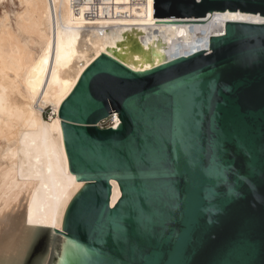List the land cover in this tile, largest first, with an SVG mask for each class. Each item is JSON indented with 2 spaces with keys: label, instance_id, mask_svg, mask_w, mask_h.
Instances as JSON below:
<instances>
[{
  "label": "water",
  "instance_id": "1",
  "mask_svg": "<svg viewBox=\"0 0 264 264\" xmlns=\"http://www.w3.org/2000/svg\"><path fill=\"white\" fill-rule=\"evenodd\" d=\"M226 10L264 16V0H154L160 18ZM58 114L86 183L48 264H264V23L145 72L102 53Z\"/></svg>",
  "mask_w": 264,
  "mask_h": 264
},
{
  "label": "bare ground",
  "instance_id": "2",
  "mask_svg": "<svg viewBox=\"0 0 264 264\" xmlns=\"http://www.w3.org/2000/svg\"><path fill=\"white\" fill-rule=\"evenodd\" d=\"M19 1L15 22L8 13L0 19V264H19L37 228L63 230L68 204L86 183L70 172L58 112L96 58L104 53L145 72L210 49L227 22L264 23L240 10L154 17V0L128 17L93 19L72 0ZM111 182L113 205L121 190Z\"/></svg>",
  "mask_w": 264,
  "mask_h": 264
},
{
  "label": "rangeland",
  "instance_id": "3",
  "mask_svg": "<svg viewBox=\"0 0 264 264\" xmlns=\"http://www.w3.org/2000/svg\"><path fill=\"white\" fill-rule=\"evenodd\" d=\"M20 10H22V5L19 0H0V19L8 13L15 22L14 18ZM26 41L28 42V39ZM50 111L51 108L48 107L44 112L45 118L49 117ZM109 124L110 121L107 120L101 123L104 127ZM54 237L55 232L52 229L37 228L19 264H48Z\"/></svg>",
  "mask_w": 264,
  "mask_h": 264
},
{
  "label": "built area",
  "instance_id": "4",
  "mask_svg": "<svg viewBox=\"0 0 264 264\" xmlns=\"http://www.w3.org/2000/svg\"><path fill=\"white\" fill-rule=\"evenodd\" d=\"M148 1L149 0H72V5L77 12H80L82 7H86V15L90 19L103 15L116 18L120 16L128 17L131 14L130 9L134 11L135 9L144 8L148 6ZM114 114L117 113L113 112L111 116L106 119L110 121L108 126H114ZM101 123L100 127H104Z\"/></svg>",
  "mask_w": 264,
  "mask_h": 264
}]
</instances>
